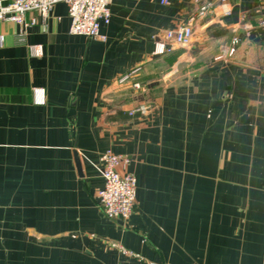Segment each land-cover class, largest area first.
<instances>
[{
  "label": "crops",
  "instance_id": "crops-1",
  "mask_svg": "<svg viewBox=\"0 0 264 264\" xmlns=\"http://www.w3.org/2000/svg\"><path fill=\"white\" fill-rule=\"evenodd\" d=\"M110 9L104 39L64 2L0 20V264H264V0ZM107 150L136 179L128 221L99 204Z\"/></svg>",
  "mask_w": 264,
  "mask_h": 264
},
{
  "label": "built area",
  "instance_id": "built-area-1",
  "mask_svg": "<svg viewBox=\"0 0 264 264\" xmlns=\"http://www.w3.org/2000/svg\"><path fill=\"white\" fill-rule=\"evenodd\" d=\"M167 0H162L166 2ZM225 3L227 0H219ZM64 2L68 7L71 20L70 31L93 39H104L100 33L102 23L108 24L111 20V0H0V20H10L19 25H25L26 14L37 11L41 15H48L55 4ZM208 6H202L195 14L193 20H198L207 12ZM229 13V10L226 11ZM264 26V19L260 21ZM194 36L192 24L180 25L166 32L159 52H172L176 45L188 46ZM3 38L0 37V43ZM238 39L233 42L238 43ZM129 79L126 75L122 80ZM136 87L139 85L136 83ZM38 102H43L44 92L37 89ZM134 111L131 112L133 114ZM101 171L104 177V186L98 190L99 204L108 218H121L128 221L136 207L135 188L136 179L130 172L119 171V167L127 162V159L115 154L111 150L103 152L100 156ZM125 254H132L119 243H113ZM146 264H165L162 262L147 261Z\"/></svg>",
  "mask_w": 264,
  "mask_h": 264
}]
</instances>
